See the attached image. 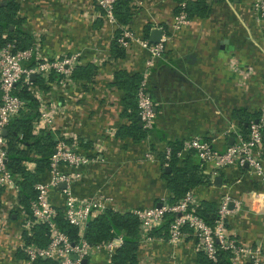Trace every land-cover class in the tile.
Returning a JSON list of instances; mask_svg holds the SVG:
<instances>
[{
  "label": "crops",
  "instance_id": "0c3cea01",
  "mask_svg": "<svg viewBox=\"0 0 264 264\" xmlns=\"http://www.w3.org/2000/svg\"><path fill=\"white\" fill-rule=\"evenodd\" d=\"M7 1L0 0V5ZM94 1L92 25L79 18L90 13L86 0H21L19 14L26 20V28L40 35L51 56L67 48L92 45V64L90 58L85 61L96 70L89 102L92 129L82 140L92 150L97 144L107 148L92 167V195L98 189L93 180H101L122 213L158 206L169 196L158 152H164L171 142L185 145L196 137L225 151L242 138L243 123L248 124L246 116L263 114L264 22L256 21L252 12L257 0H212L208 18H194L189 28L174 31L176 0H136L130 25L134 35L145 38L150 27V41L151 30L159 28L169 42L149 78V95L156 108L154 130L145 141L134 143L117 135L106 138V130L118 132L128 123L121 117L123 93L113 83L118 71L140 73L149 52L134 44L124 59L114 58L115 29L104 23ZM148 153L152 158H147ZM262 154L264 157V148ZM218 176L223 178L222 187L204 190L213 201L230 198L228 237L264 255V181L251 177L248 168H230L214 178ZM252 194L258 196V203L249 209L245 202ZM15 197L5 195V200L12 204ZM0 210L10 214L8 228L0 229V264H15L23 257L19 251L20 218L13 209ZM177 254L178 264H197L199 248L189 238L177 248ZM139 260L140 264H172L167 247L143 239ZM87 264H107L106 254H97Z\"/></svg>",
  "mask_w": 264,
  "mask_h": 264
},
{
  "label": "built area",
  "instance_id": "2783aa9c",
  "mask_svg": "<svg viewBox=\"0 0 264 264\" xmlns=\"http://www.w3.org/2000/svg\"><path fill=\"white\" fill-rule=\"evenodd\" d=\"M118 1L95 0L94 5L104 23L114 27L113 39L116 31L121 30L117 38L121 47L128 50L137 44L149 52V58L140 72L143 80L138 91V104L144 129L153 131L156 108L148 93L149 78L155 62L165 54L169 38L164 36L160 43L153 44L148 39L136 37L129 27L119 23L114 13ZM134 1L136 6L137 1ZM86 3L90 13L79 15V18L86 19L92 25V0H86ZM75 5H78V1ZM180 6L184 8L185 3ZM252 12L256 21L264 22V0H257L253 4ZM77 18L76 16L75 20ZM193 21L194 18L181 11L175 15L172 29L185 30ZM33 38V45L25 50H17L12 43L0 47V189H3L5 195H16L15 203L11 204L7 200L3 202V208L13 209L20 218L19 251L23 257L16 260L15 264H35L39 259H50L57 264H83L85 259H92L99 253H105L107 264H112V257L124 242L123 235L96 245L86 240L87 227L93 220L110 209L120 212L116 198L106 192L105 184L101 180H93L98 189L92 195V167L99 163L100 154L107 148L101 144H97L93 150L92 147L89 150L82 147L83 135L88 129H92V109L89 104L92 99V82L79 80L74 77V73L85 65L88 58L92 64V45L75 50L67 48V51L51 56L43 46L40 35L33 34ZM32 75L41 79L48 89L45 91L38 88L35 85L36 79L31 78ZM52 75L56 77L54 80L51 79ZM23 90L30 91L37 101L38 116L33 123V134L57 133V146L50 160L49 170L35 184L36 196L29 200V210L18 202L20 188L7 167L9 141L4 136V130H8L13 120L30 111L27 101L19 96ZM105 134L106 138H113L117 131L109 128ZM89 138L92 143V133ZM263 148L264 106L263 114L249 124L247 138L242 137L225 151H218L210 143L196 137L178 153L181 157L185 151H195L207 173L211 175L210 185L190 190L174 204L169 202V194L158 206L134 209L126 213H132L139 219L141 238L144 241L167 247V255L172 264L179 263L177 248L184 245L189 238L197 245L199 253H204L212 261H217L221 249L231 253V264H264V255L259 250L228 237L226 221L232 213L228 196L218 202V220L214 227L209 226L196 213L202 201L211 200L204 189L215 190V175L223 174L234 167L248 168L251 177L264 181ZM165 153L164 166L168 167L171 149L166 148ZM147 158H152V155L148 153ZM27 166L29 169L35 167L30 163ZM257 199L256 195L249 196L245 202L250 204L249 209L258 203ZM1 211L0 229H6L10 214ZM59 214L77 228V244H73L69 236L56 224ZM168 214L175 215V218L168 227L167 236L166 231L158 237L152 236L153 230L161 229L165 225ZM40 225L48 228L50 242L45 247L28 243V239L35 234V227ZM216 241L221 248L216 245Z\"/></svg>",
  "mask_w": 264,
  "mask_h": 264
},
{
  "label": "trees",
  "instance_id": "16d2710c",
  "mask_svg": "<svg viewBox=\"0 0 264 264\" xmlns=\"http://www.w3.org/2000/svg\"><path fill=\"white\" fill-rule=\"evenodd\" d=\"M178 5L185 3V7L179 5L176 14L184 11L190 18L206 19L212 12V0H176ZM133 0H119L115 5L114 13L119 23L126 27H131L133 21V9H135ZM21 0H9L0 5V47L8 43L16 46L17 50H25L33 45L34 38L28 28L25 26V19L20 16ZM150 27L146 29V37ZM121 30L116 31L115 39L112 42V56L118 59L126 57L127 50L118 44L117 38ZM96 75L95 67L91 64H85L79 67L74 77L91 83ZM56 77L52 75L51 79ZM143 80L141 73L134 75L126 71H118L115 74L113 85L123 93L121 117L128 123L123 125L117 132L118 138L130 139L134 143H141L150 137L152 131H147L141 126L140 108L138 104V91ZM36 86L41 90H47L41 79H36ZM149 93V91H148ZM19 96L27 101L30 111L21 117L13 120L8 126L9 156L7 167L16 178L19 185L18 202L26 210H29V200L36 196L35 184L42 178L50 167V160L57 146V133L44 132L40 135L33 134V123L37 119V101L28 90H23ZM1 100V93H0ZM237 115V113H236ZM243 123L242 137L247 138L249 134V124L256 120L258 116H246ZM143 125V124H142ZM82 147L89 150L87 143L82 141ZM171 149V158L169 166L165 167L166 153L158 152L162 162L163 177L167 181L171 204L182 199L190 190L210 185V174L201 160L197 161L195 151L188 152V155L178 156L184 145L179 142H171L167 146ZM35 165L34 169H29L27 164ZM169 168V171L166 169ZM5 193L0 189V209L3 207ZM1 211V210H0ZM218 202L209 200L202 201L197 210V214L203 218L211 227L215 226L218 220ZM175 215L168 214L166 223L161 229L151 232L152 236L161 235L166 231ZM56 224L71 239L73 244L79 242V232L77 228L70 225L61 214L55 220ZM35 234L28 239L29 244L45 247L49 244L48 228L44 225L35 227ZM123 235L124 242L117 249L111 259L112 264H140V251L142 238L140 233V221L132 213H122L114 210H107L99 218L93 220L87 227L86 240L96 245L113 238ZM216 245L221 248L218 241ZM231 253L229 251L219 250L217 261H212L200 252L198 254L197 264H231ZM89 261V260H88ZM35 264H57L50 259H39Z\"/></svg>",
  "mask_w": 264,
  "mask_h": 264
},
{
  "label": "water",
  "instance_id": "95a60500",
  "mask_svg": "<svg viewBox=\"0 0 264 264\" xmlns=\"http://www.w3.org/2000/svg\"><path fill=\"white\" fill-rule=\"evenodd\" d=\"M163 37H164V32H163V30H161V29H159V28H153V29L151 30L150 41H151L153 44H158V43H160L161 40L163 39ZM31 78H32L33 80H35V79H36V76H35V75H32ZM141 126H143L142 123H141ZM247 126H248V124H247ZM4 136H5V137L8 136V130H4ZM166 170L169 171V168H167ZM213 184H214L215 187H218V188L222 187V185H223V178L220 177V176L216 177V178L214 179V183H213ZM60 186H61L62 188L65 187V185H60ZM87 263H88V259H85V260L83 261V264H87Z\"/></svg>",
  "mask_w": 264,
  "mask_h": 264
}]
</instances>
